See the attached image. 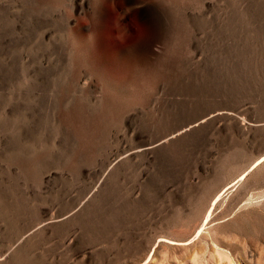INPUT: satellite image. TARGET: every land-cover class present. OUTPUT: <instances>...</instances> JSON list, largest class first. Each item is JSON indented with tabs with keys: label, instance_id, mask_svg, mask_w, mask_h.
<instances>
[{
	"label": "rangeland",
	"instance_id": "1",
	"mask_svg": "<svg viewBox=\"0 0 264 264\" xmlns=\"http://www.w3.org/2000/svg\"><path fill=\"white\" fill-rule=\"evenodd\" d=\"M0 256L264 264V0H0Z\"/></svg>",
	"mask_w": 264,
	"mask_h": 264
},
{
	"label": "bare ground",
	"instance_id": "2",
	"mask_svg": "<svg viewBox=\"0 0 264 264\" xmlns=\"http://www.w3.org/2000/svg\"><path fill=\"white\" fill-rule=\"evenodd\" d=\"M259 245V244H258ZM252 253V252H251ZM227 254V253H226ZM260 258V257H259ZM3 259V256H0V261ZM258 259V258H256ZM264 261V260H263ZM255 262V261H254ZM198 263V262H197ZM257 263V262H256ZM146 264H149L148 262H146Z\"/></svg>",
	"mask_w": 264,
	"mask_h": 264
}]
</instances>
